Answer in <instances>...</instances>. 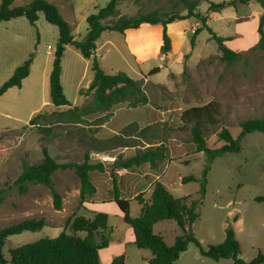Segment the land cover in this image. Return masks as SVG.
I'll return each instance as SVG.
<instances>
[{
    "label": "rangeland",
    "instance_id": "1",
    "mask_svg": "<svg viewBox=\"0 0 264 264\" xmlns=\"http://www.w3.org/2000/svg\"><path fill=\"white\" fill-rule=\"evenodd\" d=\"M49 1L59 8L70 24L74 39L83 41L88 29V16L106 7L110 0ZM190 1L198 3L197 11L206 17V23L218 36L231 39L225 45L240 56L229 62L222 60L218 45L207 30L197 36L192 47L193 32L202 26L194 18L187 23L174 22L177 27L186 26L188 29L183 39L173 37L174 43L171 39V51L165 55L160 52V26H145L142 30L144 35L135 39L131 47L121 34L105 32L104 37L113 35L109 38L114 45L109 47V51L106 49L100 53L97 60L101 68L108 74L123 72L137 81L147 102L136 107L128 103L119 104L109 112H90L74 120L65 115L70 109L78 107L94 111V92L79 94L81 89L86 91L93 81L94 58L85 59L75 47L67 46L62 59L61 83L71 106L56 108L50 100L49 76L59 35L57 27L48 23L43 14L36 26H32L25 17L0 23V88L33 55L30 74L23 80L22 87L12 88L0 97V190H5L0 194L3 197L0 229L40 217L61 226L60 229L46 226L38 232L13 236L5 247V256H9V248L57 237L76 216L90 214L85 212L84 205L79 204L80 182L71 169L58 170L53 177L54 187L63 197L62 211L54 209L51 192L44 185L30 184L26 195H21L17 188L9 189L22 173L24 161L37 164L43 160V147L60 165L82 164L85 154L89 153L91 164L106 166L104 172L90 174L97 194L89 201L95 203L109 201L113 196V166L110 164L128 159L162 141L167 145V159L160 162L157 169L144 164L127 171L115 170L113 176L120 183L121 192L136 197L141 195L148 202L153 182L159 178L175 198L191 196L196 200L208 157L197 152L190 131L180 130L181 113L210 101L220 103L219 124L206 133L210 149L224 145L218 137L223 128L238 138L241 122L264 119V52L256 48L264 7L255 1L248 4L240 0ZM30 2L32 0H14L12 6H25ZM211 5L223 7L214 12L210 10ZM148 13L163 17L182 16L187 14V10L181 0H120L118 16L104 24L113 23L123 16ZM155 67L160 71L150 75ZM38 115H42L38 124L31 125V119ZM46 126L50 129H45ZM98 148L105 151H98ZM210 167L207 193L199 206L200 217L192 230L207 248L221 244L225 239L226 226L231 224L237 230L242 258L251 261L260 252L264 253V202L254 200L264 196V134L253 132L243 136L239 153H224L213 160ZM129 176L136 179L135 189L129 187ZM189 176H194L196 181L183 184L182 179ZM236 210L243 218L240 223L233 221ZM131 213L134 217L139 215L138 203L132 205ZM111 225L121 226L122 221L113 218ZM155 232L164 236L171 245L180 229L175 222L166 221L159 224ZM207 261L216 264L211 259ZM231 261L224 260V264ZM184 262L197 264L188 258Z\"/></svg>",
    "mask_w": 264,
    "mask_h": 264
},
{
    "label": "trees",
    "instance_id": "2",
    "mask_svg": "<svg viewBox=\"0 0 264 264\" xmlns=\"http://www.w3.org/2000/svg\"><path fill=\"white\" fill-rule=\"evenodd\" d=\"M243 4L255 1L264 7V0H240ZM120 0H110L106 7L99 9L96 13L87 18L88 29L83 41H76L72 35L70 24L65 20L59 8L49 0H32L25 6L13 7L14 0H2L0 6V23L9 22L13 19L25 17L32 26H36L39 15L43 14L46 21L58 29V39L53 56L52 69L49 76L50 100L54 107L71 106L70 101L64 93L61 83L62 59L67 46L75 47L85 59L94 58L92 71L93 81L86 89H81L79 94L84 92H94V111L79 109L75 107L65 113L71 119H79L90 112H109L114 106L128 103L133 107L143 105L147 102V97L139 87L137 81L127 74L119 72L108 74L100 66L95 58L97 42L104 32H117L125 34L129 30H137L144 24L152 26L160 25L162 31L161 54L165 55L171 51V38L168 34V25L176 21H185L190 18L196 19L202 24L193 32L191 46H195L197 36L207 30L211 38L216 41L218 51L222 54V60L233 61L240 55L225 45L226 39L218 36L216 32L206 23V17L197 11L198 3L190 0H181L182 5L187 10L186 15L160 16L156 13L139 14L134 17L123 16L117 21L104 24L106 20L118 16V6ZM223 5H211L210 10L219 12ZM259 41L256 48L264 52V13L262 14L257 30ZM33 55L21 66H19L12 77L0 88V97L12 88H21L23 80L26 79L31 70ZM160 71L155 67L150 71V75H155ZM42 115L31 119L30 124L36 125ZM64 116V115H63ZM221 116V105L217 101H210L202 106H192L185 109L180 115V130L190 131L192 142L199 153H205L208 157V165L204 169L201 179L199 198L192 199L191 196L175 198L159 180L153 183V190L150 201L145 202L141 195L135 201L141 206L139 216L130 215V200L122 197V192L117 183L116 176H113L116 169L129 170L148 164L152 169H157L160 162L167 159V145L162 141L157 146H152L137 152L134 156L125 160H116L113 166L112 176V197L108 202H114L124 214V223L133 229L135 235L134 245L139 250H148L152 257L149 264H178L180 255L187 251L192 244L199 250L201 256L215 262L221 260H232L234 264H264V253L260 252L251 261L241 258V245L237 240L234 226L229 224L225 229V240L219 245H210L205 248L201 241L195 236L192 227L199 219V206L207 193L208 173L211 170L213 160L224 153H239L241 151V139L243 136L260 132L264 134V119H250L241 122V133L238 138H234L230 131L223 128L218 134L224 145L218 149H210L207 144V131L219 124ZM58 120H63L58 118ZM62 122V121H58ZM52 124V123H50ZM50 129V127H45ZM153 145V144H152ZM105 151V149H97ZM43 160L37 164L23 162L22 173L9 189L17 188L21 195L29 192L30 184L44 185L52 196L53 207L56 211L63 210V197L54 187L53 177L58 170L71 169L79 179V204L89 203V198L97 194V188L91 181L90 174L94 171L104 172L106 166L102 163L91 164L90 154H85L82 164L69 163L60 165L52 158L46 147H43ZM196 181L194 176L185 177L182 183ZM5 190H0L4 194ZM257 203L264 202V196L255 199ZM3 197L0 196V203ZM173 221L180 229L173 245L169 246L164 238L154 233L155 225ZM236 222V217L233 219ZM111 217L106 213H97L93 219L85 216H76L70 225L64 229L59 236L46 237L37 242L26 244L16 248H9L8 255L5 256V247L8 239L12 236L20 235L24 232H38L42 230L47 221L45 218H28L17 224L0 229V264H102L100 251L107 248L111 242L110 230ZM69 231V234L67 233ZM85 236H81V234ZM125 254L114 257L112 264H126Z\"/></svg>",
    "mask_w": 264,
    "mask_h": 264
},
{
    "label": "crops",
    "instance_id": "3",
    "mask_svg": "<svg viewBox=\"0 0 264 264\" xmlns=\"http://www.w3.org/2000/svg\"><path fill=\"white\" fill-rule=\"evenodd\" d=\"M40 19H41V14L39 15V21H40ZM179 22L181 24V23H187L188 21L185 20V21H179ZM179 22H176V23H179ZM145 26H152V25L144 24L137 30H129L125 34H121L123 36V38H125V41H126L128 47H131V45L135 39H139L140 37H142L144 35L142 33V30H144ZM157 26H160V25H157ZM160 27L162 28V31H163V27L162 26H160ZM187 29L188 28H186V26L177 27L175 23H172V24L168 25V34L172 40H173V37H180L181 39H183L184 33ZM175 31H177V32H175ZM104 33L101 35V38L97 42V48L95 51V58L96 59H98V57L100 56V53L102 51H105L106 49H107V51H109V47H112L114 45L112 40L109 38L110 36H113V35H107L106 37H104ZM111 33H117V32H111ZM141 39H143V38H141ZM173 43H174V40H173ZM102 56H103V54H102ZM139 62H141V61H139ZM111 73H113V72H111ZM125 171H127V170L125 169ZM156 180L160 181L161 179L158 178ZM127 182L129 184V187H132L133 189H135V186L137 183L136 179H133V177L129 176L127 178ZM118 185H120V183ZM120 187H121V185H120ZM122 197L130 200V215L132 217H134L131 213V208H132V205L134 203H138L137 201H135L136 196H134L132 194L125 195L122 192ZM83 209H85V212L90 213L89 216H85L86 218H89V219H93L94 215L97 213H106L111 217V220L113 218H117V219L122 221V225L117 226V227H113L111 225V222H110V230L109 231L111 232V242L107 248L100 251V259H101L102 264H112L114 257H117V256L122 255V254H125L127 256L126 264H149V260L152 257L151 253L148 250H139L134 245L135 235H134L133 229L128 227L124 223V214L121 212V210L118 208V206L114 202H108V201H106V202H95V203L89 202V203L84 204ZM140 212H141V206H140ZM236 213H237V215L235 216L236 222H239V223L242 222L243 218H242V215L239 212V210H236ZM238 214H239V217H238ZM135 217H137V216H135ZM40 218H42V217H40ZM45 219L47 221L46 226L58 227V229H60L59 227H61V226L55 225L54 223H50V219H48V218H45ZM161 223H163V222H161ZM161 223H159V224H161ZM159 224L155 225V227H154V233L157 235H160V234L155 232V228ZM235 231H236V237H237V230L235 229ZM178 234L176 236H178ZM81 236H85V234L82 233ZM160 236H162V235H160ZM176 236H175V238H176ZM12 237H10V238H12ZM54 237H56V236H53L52 238H54ZM162 237L165 240V237L164 236H162ZM225 237H226V234H225ZM10 238L8 239V242H10ZM175 238L173 240V243L175 241ZM237 240H238V237H237ZM168 245L171 246L173 244H171V245L168 244ZM193 246L194 245L191 244L188 247L187 251L183 252L180 255L179 260H178V264H187V262H184L185 258L193 260L197 264H211L210 263L211 261H207L209 259L201 256V254L196 250L197 248L195 249ZM13 248H15V247H13ZM189 257H193V258H189ZM241 258H242V254H241ZM243 260H245V259H243ZM216 264H224V260H221L220 262H216ZM230 264H234L233 261H231Z\"/></svg>",
    "mask_w": 264,
    "mask_h": 264
}]
</instances>
